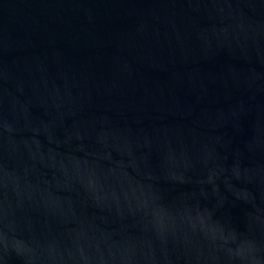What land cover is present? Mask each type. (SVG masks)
Masks as SVG:
<instances>
[{
  "label": "water",
  "instance_id": "1",
  "mask_svg": "<svg viewBox=\"0 0 264 264\" xmlns=\"http://www.w3.org/2000/svg\"><path fill=\"white\" fill-rule=\"evenodd\" d=\"M0 264H264V0H0Z\"/></svg>",
  "mask_w": 264,
  "mask_h": 264
}]
</instances>
